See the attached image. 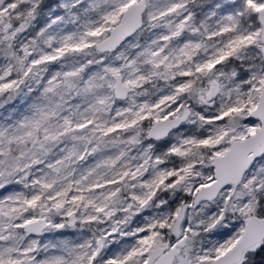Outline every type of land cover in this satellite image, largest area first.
I'll use <instances>...</instances> for the list:
<instances>
[{
  "label": "snow or ice",
  "instance_id": "snow-or-ice-1",
  "mask_svg": "<svg viewBox=\"0 0 264 264\" xmlns=\"http://www.w3.org/2000/svg\"><path fill=\"white\" fill-rule=\"evenodd\" d=\"M0 264H264V0H0Z\"/></svg>",
  "mask_w": 264,
  "mask_h": 264
}]
</instances>
